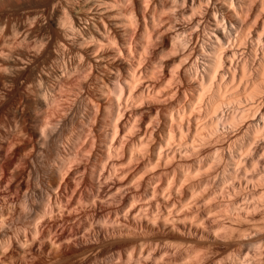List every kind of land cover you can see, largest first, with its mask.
<instances>
[{
	"label": "bare ground",
	"instance_id": "obj_1",
	"mask_svg": "<svg viewBox=\"0 0 264 264\" xmlns=\"http://www.w3.org/2000/svg\"><path fill=\"white\" fill-rule=\"evenodd\" d=\"M13 256L264 264V0H0Z\"/></svg>",
	"mask_w": 264,
	"mask_h": 264
},
{
	"label": "rangeland",
	"instance_id": "obj_2",
	"mask_svg": "<svg viewBox=\"0 0 264 264\" xmlns=\"http://www.w3.org/2000/svg\"><path fill=\"white\" fill-rule=\"evenodd\" d=\"M124 211H126V208L124 209ZM124 211L122 210V212H124ZM28 222H29V221L27 220L26 223L28 224ZM62 222H64V221H62ZM62 222L59 224L60 227H57V229H55V231L58 230V233H60L62 230H66L67 227H68V229L70 228V226H69L70 224L68 225L69 222H65L64 224H63ZM13 223H15V222H13ZM13 223H11V224L14 226V229H16V228H20V231H21V229L24 228V226H26V228H29V226H30V227L32 226V225H30V223L33 224L32 222H29V225H28V227H27V224L25 223L24 226H23V228H22V227H20L19 223H15V225H14ZM100 223H101V222H100ZM104 223L106 224V222H104ZM11 224H9V225H10L11 228H12V225H11ZM17 224H18V226H17ZM62 224H63V225H62ZM101 224H103V222H102ZM9 225H8V226H9ZM59 225H58V226H59ZM66 225H67V226H66ZM10 226H9V227H10ZM61 226H62V227L64 226V227L62 228ZM15 227H16V228H15ZM11 228H10V230L13 229V228H12V229H11ZM65 228H66V229H65ZM59 229H60V230L62 229V230L59 231ZM70 229H71V228H70ZM55 233H57V231H56ZM34 241H35V243H34ZM34 241H29L30 243L27 242V244L29 243L28 245H30V244H33V243H34L37 247H39L41 244L44 245V246H42V245L40 246V249L42 250V252L39 251V253H43L42 256L44 255L45 252H46V253H47V252H48V253H51V252H52V254L57 253L56 250H55V249H57L56 246H55L53 243H48V242H49V239H46V238H45V239L43 240L44 243H43V242H40V245H39V246L37 245V244H39V241H38V242H37L36 240H34ZM36 243H37V244H36ZM48 245H49V246H48ZM53 245H54V246H53ZM52 246L55 247V248H53ZM41 247H42V248H41ZM103 247H104V245H103ZM103 247H102V245H101V246H98V247L95 248L93 251H91V253L93 252L94 255L97 254V255L95 256L96 259L99 258V260H101V259L103 260V258H105L103 261H106V260L108 259V257H109L110 254L107 253V252H102V251H103V250H102ZM43 249H45V250H44L45 252L43 251ZM53 250H55V253H53V252H54ZM101 250H102V251H101ZM49 251H50V252H49ZM46 253H45V254H46ZM48 253H47V254H48ZM100 253H101V254H105V253H106V254H108V256H107L106 254H105L106 257H105L104 255L99 256ZM110 253H111V252H110ZM17 254H18V255H17ZM17 254H16V252H14V256L19 257L20 254H21V257H19V258H20V259L23 258V257H22V253H20V254L17 253ZM93 254H92V255H93ZM49 255H50V254H48V255H44V256L47 257V256H49ZM14 256H13V257H14ZM97 256H99V257H97ZM103 256H104V257H103ZM17 257H16V259H15V257H14V259L12 258V260H13L14 262L17 261L18 264H19L21 260H19V258L17 259ZM101 257H102V258H101ZM26 259L30 260V258H26ZM37 262H38V261H37ZM37 262H36L35 264H37ZM40 264H41V263H40Z\"/></svg>",
	"mask_w": 264,
	"mask_h": 264
}]
</instances>
